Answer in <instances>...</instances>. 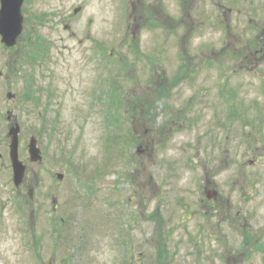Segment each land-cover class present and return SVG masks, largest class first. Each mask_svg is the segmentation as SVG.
Listing matches in <instances>:
<instances>
[{
  "label": "rangeland",
  "instance_id": "374dc122",
  "mask_svg": "<svg viewBox=\"0 0 264 264\" xmlns=\"http://www.w3.org/2000/svg\"><path fill=\"white\" fill-rule=\"evenodd\" d=\"M21 12L25 36L0 48V264H264V0H25ZM106 80L121 116L104 124L108 97L90 100ZM6 118L22 132L17 189Z\"/></svg>",
  "mask_w": 264,
  "mask_h": 264
},
{
  "label": "water",
  "instance_id": "95a60500",
  "mask_svg": "<svg viewBox=\"0 0 264 264\" xmlns=\"http://www.w3.org/2000/svg\"><path fill=\"white\" fill-rule=\"evenodd\" d=\"M23 0H0V36L1 41L6 46H12L22 30V17L20 9ZM14 134V132H12ZM33 142L29 145L30 160L36 162L40 160L39 151L34 148ZM17 142L14 137L10 146V159L14 174V183L18 185L24 175V166L19 163L17 158Z\"/></svg>",
  "mask_w": 264,
  "mask_h": 264
},
{
  "label": "flooded vegetation",
  "instance_id": "af4514ba",
  "mask_svg": "<svg viewBox=\"0 0 264 264\" xmlns=\"http://www.w3.org/2000/svg\"><path fill=\"white\" fill-rule=\"evenodd\" d=\"M3 51H6V50H3ZM7 97H9V95H7ZM10 100H12V98H11ZM10 100H8V101H10ZM6 121H7V123H8V127L11 126L12 122H13V123L16 122L14 118H13V119L11 118V121H12V122H10V119H9V118H8V119L6 118Z\"/></svg>",
  "mask_w": 264,
  "mask_h": 264
}]
</instances>
